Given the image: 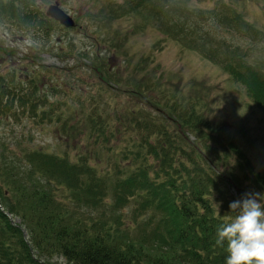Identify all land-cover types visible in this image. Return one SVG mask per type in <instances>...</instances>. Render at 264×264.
I'll return each instance as SVG.
<instances>
[{
	"label": "trees",
	"instance_id": "obj_1",
	"mask_svg": "<svg viewBox=\"0 0 264 264\" xmlns=\"http://www.w3.org/2000/svg\"><path fill=\"white\" fill-rule=\"evenodd\" d=\"M167 5L156 7L158 21L169 20ZM29 8L28 0H0V18L29 29L54 21ZM95 60L112 74L116 61L97 52ZM8 74L0 75V122L15 115V100L43 121V80L26 78L23 86L14 83L15 69ZM126 81L135 88L128 89L130 104L79 88L77 118L55 117L66 131L77 120L76 161L34 147L7 156L0 137V264H225L226 244L215 241L219 225L236 215L230 174L217 164L233 149L228 137L210 131L183 98L162 105L138 91L144 86L135 77ZM255 180L264 189V179Z\"/></svg>",
	"mask_w": 264,
	"mask_h": 264
},
{
	"label": "rangeland",
	"instance_id": "obj_2",
	"mask_svg": "<svg viewBox=\"0 0 264 264\" xmlns=\"http://www.w3.org/2000/svg\"><path fill=\"white\" fill-rule=\"evenodd\" d=\"M150 1L152 10L144 0H28L31 11L45 16L56 3L73 17L70 27L52 20L45 21L46 29L42 22L21 28L0 18V75L15 69L14 83L23 86L30 84L25 78L43 80L37 94H45L47 111L43 121H35L15 100V115L0 122L7 156L34 147L76 161V118L84 95L77 101L79 88L128 105V89L134 87L125 81L135 77L144 96L162 105L168 99L172 106L183 98L213 125L210 131L228 137L233 149L217 164L227 178L230 174L229 194L237 200L246 193L264 194L255 180L264 179V0H167L169 20L159 21L155 9L162 0ZM96 52L116 61L110 76L95 60ZM139 94L133 97L141 103ZM88 110L89 105L85 114ZM69 113L76 118L66 131L54 119Z\"/></svg>",
	"mask_w": 264,
	"mask_h": 264
},
{
	"label": "clouds",
	"instance_id": "obj_3",
	"mask_svg": "<svg viewBox=\"0 0 264 264\" xmlns=\"http://www.w3.org/2000/svg\"><path fill=\"white\" fill-rule=\"evenodd\" d=\"M229 208L236 215L219 225L215 241L226 244L225 264H264V194L246 193Z\"/></svg>",
	"mask_w": 264,
	"mask_h": 264
},
{
	"label": "water",
	"instance_id": "obj_4",
	"mask_svg": "<svg viewBox=\"0 0 264 264\" xmlns=\"http://www.w3.org/2000/svg\"><path fill=\"white\" fill-rule=\"evenodd\" d=\"M46 14L59 21L65 27H70L75 24L73 17L56 3L48 6Z\"/></svg>",
	"mask_w": 264,
	"mask_h": 264
}]
</instances>
